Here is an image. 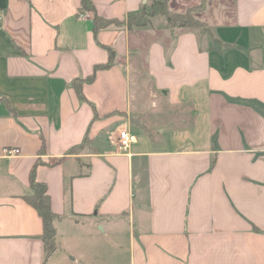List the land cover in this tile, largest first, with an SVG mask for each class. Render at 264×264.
<instances>
[{
    "label": "crops",
    "instance_id": "obj_1",
    "mask_svg": "<svg viewBox=\"0 0 264 264\" xmlns=\"http://www.w3.org/2000/svg\"><path fill=\"white\" fill-rule=\"evenodd\" d=\"M79 1L0 0V264H264V0L167 1L202 3L208 31L156 14L96 34ZM92 1L123 20L156 0Z\"/></svg>",
    "mask_w": 264,
    "mask_h": 264
},
{
    "label": "trees",
    "instance_id": "obj_2",
    "mask_svg": "<svg viewBox=\"0 0 264 264\" xmlns=\"http://www.w3.org/2000/svg\"><path fill=\"white\" fill-rule=\"evenodd\" d=\"M168 0H156L152 2L149 9H143L140 12H130L123 20L116 18H104L97 14L92 0H80L78 5V15L85 13L92 15V31L96 34L99 30L108 27L109 25H126L128 28L132 26L146 25L150 22V17L160 14L163 15L168 26L170 27H199L205 31L208 29L203 21H200L194 16V12L199 9L202 3L191 6L182 12L170 11L167 7ZM109 51V59L104 64H96L91 75L85 77L83 81H91L94 78V73L98 69L109 67L113 59V51ZM74 87L80 97H83L81 92V80H74ZM30 187L32 191L23 195V199L36 209L42 219V234L41 238L44 243L46 255H50L55 250V227L53 225L54 218L57 215L50 208V198L47 193L46 185L35 179L34 173L31 172Z\"/></svg>",
    "mask_w": 264,
    "mask_h": 264
},
{
    "label": "built area",
    "instance_id": "obj_3",
    "mask_svg": "<svg viewBox=\"0 0 264 264\" xmlns=\"http://www.w3.org/2000/svg\"><path fill=\"white\" fill-rule=\"evenodd\" d=\"M136 136L126 129L119 130L117 137L115 138L113 144L115 146L116 153H127L132 144L136 142ZM5 155H17L20 150L16 147H4L2 149Z\"/></svg>",
    "mask_w": 264,
    "mask_h": 264
}]
</instances>
